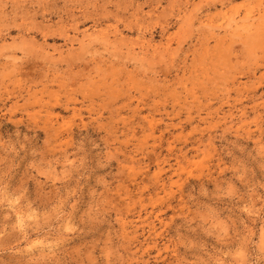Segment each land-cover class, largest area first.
<instances>
[{
    "label": "rangeland",
    "instance_id": "obj_1",
    "mask_svg": "<svg viewBox=\"0 0 264 264\" xmlns=\"http://www.w3.org/2000/svg\"><path fill=\"white\" fill-rule=\"evenodd\" d=\"M0 264H264V0H0Z\"/></svg>",
    "mask_w": 264,
    "mask_h": 264
}]
</instances>
